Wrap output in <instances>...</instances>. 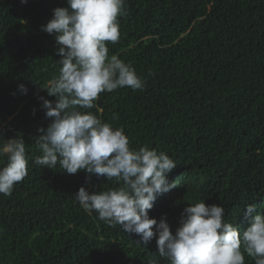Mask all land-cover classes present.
<instances>
[{
  "label": "trees",
  "instance_id": "obj_1",
  "mask_svg": "<svg viewBox=\"0 0 264 264\" xmlns=\"http://www.w3.org/2000/svg\"><path fill=\"white\" fill-rule=\"evenodd\" d=\"M57 7L67 0H0V142L22 136L29 158L28 175L0 194V264H170L155 238L138 243L75 199L82 186L100 192L119 187L114 180L35 163L39 130L51 123L39 98L56 100L45 88L61 67L55 34L41 29ZM117 23L108 55L144 87L102 92L87 111L123 128L130 148L176 163L167 179L177 187L156 199L150 218L166 216L174 234L184 209L203 200L222 205L242 235L248 205L264 214V0H125Z\"/></svg>",
  "mask_w": 264,
  "mask_h": 264
},
{
  "label": "clouds",
  "instance_id": "obj_2",
  "mask_svg": "<svg viewBox=\"0 0 264 264\" xmlns=\"http://www.w3.org/2000/svg\"><path fill=\"white\" fill-rule=\"evenodd\" d=\"M28 0H21L26 4ZM68 7H57L42 31L55 34L61 57L59 74L47 89L55 101L40 97L41 108L51 123L39 131L36 143L42 155L37 165L67 174L80 170L106 177L119 187L90 193L80 187L75 199L91 214L109 226L120 225L126 233L136 234L138 243L156 239L159 256L170 264H245L244 253L264 264V214L255 205L247 206L250 224L242 235L237 226L224 220L222 205L191 203L181 214L173 234L167 218H150L156 199L177 187L168 174L177 167L166 152L147 146L130 148L123 128H114L91 111L102 92L119 87L143 89L144 81L136 70L117 55L109 57L106 42L120 37L117 17L123 15L125 0H67ZM19 89L27 94L25 85ZM0 137H4L0 133ZM0 194L10 196L13 186L28 175L25 141L18 138L0 142ZM155 226V227H154ZM243 245V252L241 247Z\"/></svg>",
  "mask_w": 264,
  "mask_h": 264
}]
</instances>
